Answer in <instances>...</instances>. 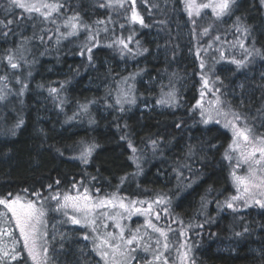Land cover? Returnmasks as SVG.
Segmentation results:
<instances>
[{
  "label": "trees",
  "instance_id": "16d2710c",
  "mask_svg": "<svg viewBox=\"0 0 264 264\" xmlns=\"http://www.w3.org/2000/svg\"><path fill=\"white\" fill-rule=\"evenodd\" d=\"M46 3L52 9L43 18L0 0V21L7 25H0V77H5L0 80V93L5 95L0 101V199H40L49 210L55 204L52 195H80L85 189L89 196L117 195L136 203L164 198L170 201L163 205L173 226L193 229L186 236L192 248L191 264H264V209L234 212L225 206L232 191L231 166L224 150L230 135L213 122L203 124L196 107L202 92L213 97L203 88L207 80L213 92L220 89L215 95L222 105L244 118L239 123H246L254 138L264 137V75L258 78L254 68L256 63L264 68L260 0H235L218 21L215 35L214 19L204 12L190 17L182 0H175L180 19L190 30L192 60L186 57L184 37L173 31L171 0H113L105 7L100 5L106 0ZM133 11L144 25L133 21ZM77 14L87 28L65 35L70 30L65 22ZM9 20L14 23L7 24ZM88 47L92 48L91 62ZM218 48L222 56L216 55L215 61L212 57ZM163 49L165 60L153 55ZM9 56L17 68L10 66ZM233 61H244V66L237 67ZM201 63L205 75L200 73ZM225 68L227 78L220 74ZM188 76L185 88L178 90ZM149 79L167 81L160 90L146 93L143 82ZM245 79L255 81L244 84L243 98L237 100L226 90ZM52 88L57 91L52 93ZM163 91L173 93L172 109L139 111L142 101L153 102ZM128 95L134 103L127 102ZM82 105H87L86 110ZM152 140L158 142L155 149ZM93 145L84 163L81 153ZM48 213L47 222L62 217L60 212ZM0 216L7 244L3 252L9 253L4 257L0 250V264H32L3 205ZM75 227L79 236L66 242H50L45 228L47 264L86 263L77 248L82 241L97 263L96 239L84 238L86 229L92 228ZM143 227L140 231H145ZM13 249L19 253L15 261ZM145 251L151 254L141 250Z\"/></svg>",
  "mask_w": 264,
  "mask_h": 264
},
{
  "label": "rangeland",
  "instance_id": "374dc122",
  "mask_svg": "<svg viewBox=\"0 0 264 264\" xmlns=\"http://www.w3.org/2000/svg\"><path fill=\"white\" fill-rule=\"evenodd\" d=\"M22 3L27 4L29 7H35L39 8V11H27L25 8L18 7L22 13L30 14L32 12L40 13L43 18H45V13H50L51 7L48 6L46 3V0H21ZM182 2L185 4V10L188 11V6L191 3L193 6V13L197 14V12L202 14L205 13V16H210L211 19H214L213 21V34L215 35V30H218L219 24L218 21L221 17H217L213 12V7L215 4L219 2V0H182ZM261 2V7L264 12V3ZM172 3V11L174 14V24H173V31L175 35H180L184 37L185 45L184 49L186 52V57L189 59H193L195 57L193 55L191 42H190V30L188 29L187 25L183 23V20L180 19V7L175 5V0H171ZM7 4H9V0H7ZM203 5H209L208 7H203ZM226 15V14H225ZM209 36V34H208ZM217 50V49H216ZM209 54V52H208ZM213 55V60H218L217 56H222L221 49L218 48V52ZM153 55L156 57H161L165 60L166 58V52L161 50L160 52H154ZM255 68V74L260 78L262 75H264V68H262V65L256 63L254 65ZM200 73L205 75L202 68H200ZM222 76H225L226 78L229 77L228 71L225 69H222V72H220ZM191 76L186 77L184 80L180 81L179 86L177 87L179 89L185 88V82L188 80ZM167 79H149L143 82L146 93H152V90H160L164 84L166 83ZM255 80L253 81H237L238 83H235L234 85H230L226 91H228L231 95H233L234 98L242 99L241 90L244 88V84L246 82V85H252ZM204 84V82H203ZM204 89L210 91L213 95L212 98H210L207 94L204 93V95H200L199 100L200 105L198 107V112L201 116V112H204V117L201 119H207L208 115L211 114L212 119L205 124L209 125L210 123H214L217 125H220L224 129H226L230 135L229 143L224 148L225 154L227 153L230 159L226 158L230 167V186H231V193L229 194V197L227 200H230L231 197L240 195L244 197V199H240L238 201H234L233 203L237 206L238 210H247L251 208L263 210L258 205H256L254 202L249 204V206L245 207V200L248 198H251L252 201L255 199H261L264 200V157L261 156L259 151H256L255 158H252L248 154L253 151L254 148L260 147V138H255V143H245L243 140H241L238 145H235L233 147H230V145H233V129L231 126L225 127V125L228 123L229 120H232L233 117L230 114V112L227 110V107L223 106L222 103L217 106L213 102L216 99V95L213 94V91L210 89L209 85L207 88L203 86ZM172 87H170V90ZM235 90V92L233 91ZM247 90H253L252 88H248ZM250 92V91H247ZM171 93V91H167L164 93V91L160 94H156L154 97L153 102L145 103V101H142L139 107V111L144 112H155V113H164L166 110L172 109L173 105L171 104V101L169 100L168 94ZM232 97V96H231ZM232 97V98H233ZM128 101L131 99L129 98V95L126 97ZM158 101H163V103H158ZM219 107L221 110V114L217 115L216 108ZM219 121V123H217ZM241 124V123H240ZM243 153V155H242ZM247 158V159H246ZM257 161H260V163H257ZM235 176H240L243 178H246L248 181V187L249 192L244 193L243 188L245 185H238ZM238 188L240 189L238 192ZM85 193H81L80 195L77 193L69 194V196L76 197L80 196L83 197ZM64 196H60L61 203L64 202ZM91 199L85 201L83 198H81L79 201H69L67 208H61L59 211L56 210V202L52 208L49 210H46V204H48L46 201L43 203L40 201V199L32 200L36 202V205L39 207L40 205H43L46 210V215L43 218L42 225L39 227V233L40 235L38 237H35V245H34V252L36 255V259L33 260L31 256L28 254V250L25 249L27 256L29 260L32 262V264H47L48 255L47 252L44 251V249H47L44 238V231L45 228L50 233L49 240L55 241V240H61L62 242H66L70 239H73L74 237H78L79 235L76 234L77 227L76 225H89L92 229L98 231V233L94 232L92 229L87 228V233L84 234L88 238H91L93 236L95 243L97 241V244L95 246V252L97 255V263L98 264H120V257L113 258V252L111 248H107L106 250L109 252L108 257H103L101 255V252L105 250L104 242L107 241L108 243L118 244L121 243L119 237L121 235V228H123V232H126L128 235L125 236V239L131 237L133 234H135L138 237V242L142 241L143 245H140L137 255V260L135 264H191L192 261L190 260L191 253L188 254V258L186 260L182 259V254L186 252L191 246L189 245L187 241V234L190 232V230H193L191 226L187 227L182 224L178 225L176 227L173 226L172 222L166 215L164 208L165 206L163 204H157L156 202H147V203H133L134 201L127 200L121 196H110L107 199H110L112 203L107 204L105 206L97 207L96 205L99 204L101 199L100 197H93L90 196ZM17 197L11 199L15 200ZM29 200H24L22 197L19 198L20 203H27ZM123 202L128 209H140V212L132 211L131 215H129V212L125 210V208H121L119 205ZM45 203V204H44ZM73 204H76V207H73ZM149 205H151V210H149ZM4 206V205H3ZM6 211L10 214L11 220L13 222L12 225L15 226L16 230L18 231V234L20 236L21 243H23L24 246V240L21 237L19 228L16 226L15 218L12 217V213L4 206ZM52 211L53 213H62L60 218H56L54 221L47 222V215L48 212ZM157 213H159V219H157ZM140 215V217H136ZM75 217L80 221L79 224H73L69 217ZM1 217V216H0ZM66 219V221H65ZM97 224H96V222ZM3 220L0 218V250L3 252L4 247L7 246V244L4 241V235L2 233L3 228ZM94 224V226H93ZM144 226L145 231H140V227ZM150 225H154L155 228H159L164 232V235L161 236L160 232H157L154 230V228ZM90 231V232H89ZM172 232V233H171ZM111 233L112 236L116 237L114 240L112 236H109L108 234ZM171 233V234H170ZM174 233V234H173ZM76 234V235H75ZM169 236V237H168ZM82 238V237H80ZM84 239V238H83ZM79 241V240H78ZM141 243V242H140ZM150 246H146V245ZM165 244H167V247H165ZM30 247H32V241L29 242ZM136 246V243L132 245V247ZM77 248L79 251L82 252V257L85 258L86 263L84 261H79V264H97L95 263L94 259L91 257L90 254V248L87 243H84V241L77 243ZM136 249V251H137ZM150 250L151 254L141 252V250ZM191 252V251H190ZM4 253V252H3ZM65 254V253H64ZM159 256V259L156 260L154 257Z\"/></svg>",
  "mask_w": 264,
  "mask_h": 264
},
{
  "label": "snow or ice",
  "instance_id": "6c2138e0",
  "mask_svg": "<svg viewBox=\"0 0 264 264\" xmlns=\"http://www.w3.org/2000/svg\"><path fill=\"white\" fill-rule=\"evenodd\" d=\"M113 3V0H106V4H101V7H105V6H111ZM235 3V0H219V2L217 4H215L213 7V12L217 17L223 16L227 13L230 12L231 10V6ZM262 3H264V0H262ZM9 6L10 7H21V8H25L27 11H39V8H35L33 7H29L27 4H24L21 2V0H9ZM209 5H203V7H208ZM193 14V6L190 3L188 6V15L191 17ZM197 14H199L197 12ZM45 17L47 18V16L50 15V13H45L44 14ZM132 19L133 21H137L139 22L141 25H144V21L143 19L135 12L133 11L132 14ZM237 21H239V17H237ZM54 22V21H53ZM14 23V21L9 20L7 22V24H12ZM102 23V22H101ZM0 25H3L4 27H7V25H4L3 21H0ZM65 26L69 27L70 30L65 33V35L67 36H71V35H75L76 31L78 30V28L80 27H84L87 28L86 25H83L80 21H79V15L77 14L76 16L73 17H69V19L65 22ZM146 26V25H145ZM245 31H247V29H245ZM208 29L204 30V33L207 34ZM5 35H7V33H5ZM92 39H94V37H91ZM119 43L121 45H123L124 48H127L128 45L127 43H125L123 40H120ZM95 46V45H93ZM111 46V45H110ZM87 51L89 53L88 59L91 62L92 60V48L88 47ZM145 51H147V49H145ZM257 54H259V51L257 50ZM81 55H83V49L81 51ZM251 55V54H250ZM9 64L10 66L15 69L18 67L17 63L13 62V57L9 56L8 58ZM233 63L237 64V67H243L244 66V61H233ZM204 65L203 63H201V68H203ZM5 79V77H0V80ZM208 86V81L205 80L204 81V87L207 88ZM27 85L25 84L23 86V88L21 89V93L23 94V90L24 88H26ZM63 87V85L61 86ZM52 93H55L57 91V89L52 88L50 90ZM216 92H220L219 88H216L213 92V94L215 95ZM201 95L203 96L204 93L202 92ZM169 99L171 100L172 103H174V95L173 93H169L168 94ZM5 99V95H3L2 93H0V101ZM129 103H134V99L127 101ZM121 101L117 100V104H120ZM158 103H163V101H158ZM215 105L219 106L222 102L220 100L219 96H216L215 101L213 102ZM200 105V101H197V106ZM82 108H84L86 110L87 105H82ZM121 110H123V108L121 107ZM217 111V115L221 114V110L219 107L216 108ZM233 119L229 120L228 123L225 125V127L231 126V128L233 129V145H230V147H233L235 145H238V143L243 140L245 143H255V138L253 137L252 134V129L250 127H248V125L246 123L240 124L239 122L243 121L244 118L236 112H232L231 109L229 108L228 110ZM201 116L202 118L204 117V112H201ZM212 119L211 114L208 115L207 119H203V122L205 124H207L210 120ZM23 121L21 120L19 122V124H17V127L20 126V124H22ZM217 123H219V121H217ZM181 125H177V127L179 128ZM124 137H122L123 139ZM260 147L259 148H254L253 151L251 153H249L248 155L251 156L252 158H255V154L256 151H259L261 156L264 157V137L260 138ZM152 147L155 149L158 147V142L156 140H152L151 141ZM95 147L94 145L91 146L90 148L86 149L83 153H81V160L84 163L88 162L87 157L89 155H91V151L92 148ZM129 147L132 148V151L135 153L136 149L135 147H133V145L131 144V142H129ZM243 155V153H242ZM225 158L230 159V157L228 156V154H225ZM247 159V158H246ZM257 163H260V161H257ZM123 179V178H122ZM235 180L237 182L238 185H245V187L243 188L244 193H248L249 192V187H248V181L246 178L240 177V176H235ZM57 184L60 183V181L56 182ZM49 189L52 188V185L48 186ZM73 187H76V184H73ZM239 188H238V192H239ZM100 190L97 189V192H99ZM88 193V189H85V194L83 197L80 196H76V197H72L69 195H65L64 196V202L61 203L60 200V194L57 193L55 195H52L50 197V199L52 201L56 202V210L59 211L61 208H67L68 207V202L69 201H79L81 198H83L85 201L91 199V197L87 194ZM35 195H37L39 197V193H35ZM240 199H244V197L237 195V196H233L231 197L230 200L225 201V206L228 209H231L232 211H236L237 210V206L233 203L234 201H238ZM255 203L256 205H258L260 208L264 209V200L261 199H255L254 201L251 200V198H248L245 200V207L249 206V204L251 203ZM112 203V201L110 199H101L99 204L96 205L97 207L100 206H105L107 204ZM135 203V202H133ZM157 204H170V201H166L164 198H158L156 201ZM0 205H4L11 213H12V217L15 218L16 221V226L19 228L21 237L24 240V248L28 250V254L29 256H31L33 258V260L36 259V255L34 252V245H35V237H38L40 235L39 233V227L42 225L43 222V218L46 215V210L44 208L43 205H40L39 207L36 205V202L34 201H28L27 203H20L19 202V197H17L15 200H9V199H0ZM76 204H73V207H76ZM121 208H125L126 211L129 212V215H131V212L134 210L136 212H140V209H128L127 206L121 202L119 205ZM218 207H220V205H218ZM149 210H151V205H149ZM164 211L167 212L168 209L164 208ZM69 219L71 220V222L73 224H79L80 221L78 219H76L75 217L70 216ZM157 219H159V213H157ZM154 228L155 231L160 232L161 236L164 235V232L159 229V228H155L154 225H150ZM200 227H203L202 225H200ZM245 231H247V229H245ZM109 236H112L111 233L108 234ZM237 236L241 235V233H236ZM85 239H88L87 236L84 237ZM112 238L115 240L116 237L112 236ZM121 243L118 244H113V243H108L107 241L104 242L105 245V250L101 252V255L103 257H108L109 252L106 250L107 248H111L112 252H113V258L115 259V257H120V264H135L137 257L134 255V253L136 252V249L140 247V244L138 243V237L133 234L131 237L125 239L124 236V232H123V228H121V235L119 237ZM32 241V247H30L29 242ZM134 242L136 243L135 247H132V245L134 244ZM165 247H167V244H165ZM45 252H47V249H44ZM191 249L189 248L186 252H184L182 254V259L186 260L188 258V254L190 253ZM14 254L11 256V259L13 261L17 260L19 253L15 251V249H13ZM9 255L8 252H4L3 256L7 257ZM154 259L158 260L159 256L154 257Z\"/></svg>",
  "mask_w": 264,
  "mask_h": 264
}]
</instances>
